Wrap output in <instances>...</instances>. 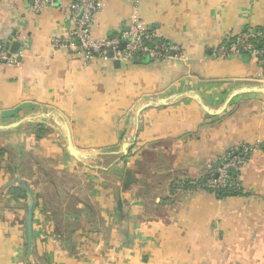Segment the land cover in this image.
Here are the masks:
<instances>
[{
  "label": "crops",
  "instance_id": "crops-1",
  "mask_svg": "<svg viewBox=\"0 0 264 264\" xmlns=\"http://www.w3.org/2000/svg\"><path fill=\"white\" fill-rule=\"evenodd\" d=\"M101 1L94 38L120 37L136 18L170 59L85 65L50 45L69 26L68 2L35 18L24 0H0V33L23 52L0 65V127L16 124L0 130V264H264V96L241 95L217 116L186 97L217 111L259 84L256 58L211 53L223 36L264 26V0ZM237 146H256L240 195L193 185ZM16 178L35 194L31 256Z\"/></svg>",
  "mask_w": 264,
  "mask_h": 264
},
{
  "label": "built area",
  "instance_id": "built-area-1",
  "mask_svg": "<svg viewBox=\"0 0 264 264\" xmlns=\"http://www.w3.org/2000/svg\"><path fill=\"white\" fill-rule=\"evenodd\" d=\"M133 7L139 5V0H129ZM55 2H68L69 26L62 36L50 41L53 49H65L86 65L94 59L107 60L108 53H112L115 61L129 62L133 56L143 60L148 58L152 62L167 61L172 50L167 44L146 32L136 18L130 24L127 31L120 37L100 38L93 37V27L97 14L102 11L101 0H24V6L29 14L35 18L52 6ZM17 30H20V17L16 18ZM16 37L10 34L0 33V65L11 66L23 55L18 49L11 53L10 49ZM124 43V49L121 44ZM264 26L243 28L230 36H224L212 50L215 59L239 58L247 55L256 58L259 72L253 76V80L264 85ZM234 151H241V155H235L229 159L224 158L219 166L211 165L203 182L193 183L196 188L210 190L213 194L231 186L239 178L238 173L246 165L249 156L256 151V146H237ZM230 171L236 175L230 174Z\"/></svg>",
  "mask_w": 264,
  "mask_h": 264
},
{
  "label": "water",
  "instance_id": "water-1",
  "mask_svg": "<svg viewBox=\"0 0 264 264\" xmlns=\"http://www.w3.org/2000/svg\"><path fill=\"white\" fill-rule=\"evenodd\" d=\"M125 44L122 43L120 48L124 49ZM19 49V44L17 42L13 43L10 49L11 53H16ZM108 57L112 58V53L109 52L108 53ZM246 57H248L246 55ZM132 61L136 64H148L150 62V60L148 58H145L143 60L138 59L136 56L132 57ZM119 62L115 61V64L118 65ZM244 94H260L264 96V85L263 84H257L251 87H244L241 89H238L237 91L233 92L225 101V103L223 104V106L217 110V111H213L211 108H209L208 106L204 105L201 101V99L194 94H187L188 96L186 97H190V98H194L196 99L200 106L202 107V109L204 110V112H206L207 114L211 115V116H217L222 114L225 109L227 108L228 104L235 98L244 95ZM172 99H176V98H172ZM162 103H164V101H162ZM156 105V102H145L143 105H141L137 110H136V114L139 115L143 110H145L148 107L154 106ZM12 126H16V124H13L11 126L8 127H12ZM8 127H0V130L2 129H6ZM67 152L68 154L75 158L80 160L82 158L81 154L75 150L71 143L70 140H68L67 142ZM130 147L129 143H126L123 146V154H127V149ZM15 184H17L20 188H22L24 190V192L26 193L27 197H28V205H27V214H26V221H25V249H26V254L28 256H31L32 254V238H33V231H32V226H33V218H34V211L36 208V202H35V194L32 192V190L27 186L26 182L22 181L20 178H16L14 181Z\"/></svg>",
  "mask_w": 264,
  "mask_h": 264
},
{
  "label": "trees",
  "instance_id": "trees-1",
  "mask_svg": "<svg viewBox=\"0 0 264 264\" xmlns=\"http://www.w3.org/2000/svg\"><path fill=\"white\" fill-rule=\"evenodd\" d=\"M264 45V44H263ZM235 155H241V151H234V149H230L228 150L224 157H221L220 159H218L216 161V163H214V166H219L222 164V162H224V158L226 159H229L230 157L232 156H235ZM251 155L249 156V159H250ZM230 174L235 176L236 174L232 171H230ZM240 175V173H238V176ZM204 178L201 180V182H203ZM200 182V181H199ZM206 190V189H205ZM207 192L209 193H212V191L210 190H206ZM241 194V189H240V186H239V183H238V180L236 182H234V184H232L231 186H228L227 188H224L223 190H220V191H217L215 192L213 195L218 198V199H223V198H226V197H230V196H237V195H240ZM30 262L29 264H31V261H28Z\"/></svg>",
  "mask_w": 264,
  "mask_h": 264
},
{
  "label": "rangeland",
  "instance_id": "rangeland-1",
  "mask_svg": "<svg viewBox=\"0 0 264 264\" xmlns=\"http://www.w3.org/2000/svg\"><path fill=\"white\" fill-rule=\"evenodd\" d=\"M225 36H226V35H225ZM227 36H230V34H227ZM223 37H224V36H223ZM146 163H147V164L151 163V160H150L149 158H147ZM162 165H163V164H162ZM162 167H163V166H162ZM155 173H156L155 170H154L153 172L148 173L147 176H146V178H148V176H150L151 174L154 175ZM157 175H160V176L162 175V176H163V173L158 172ZM162 179H163V177H160V178L158 179V181L163 182ZM163 187H164V186L157 184V188L159 189V191L162 190ZM152 194H153V195H152ZM152 194H151V195H148V196H157V195H156L155 193H153V192H152ZM156 202H158V201H156ZM155 205H156L155 202H153V201H149L147 207H148L149 209H153V208H156ZM31 260H32V259H31ZM31 262H35V261H31ZM35 264H36V263H35Z\"/></svg>",
  "mask_w": 264,
  "mask_h": 264
}]
</instances>
